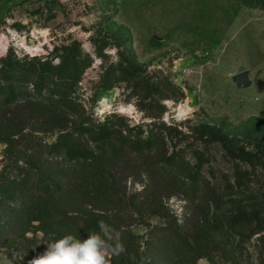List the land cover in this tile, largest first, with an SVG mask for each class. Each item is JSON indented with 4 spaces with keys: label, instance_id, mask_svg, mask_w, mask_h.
<instances>
[{
    "label": "rangeland",
    "instance_id": "1",
    "mask_svg": "<svg viewBox=\"0 0 264 264\" xmlns=\"http://www.w3.org/2000/svg\"><path fill=\"white\" fill-rule=\"evenodd\" d=\"M118 2L0 0V79L35 83L45 69L55 104L73 108L23 98L0 109V195L33 180L22 154L52 161L46 146L81 117L97 154L84 168L54 159L71 177L59 211L100 213L132 235L111 264H264V11ZM152 164L166 177L151 179ZM194 175L209 189L188 200ZM39 215L2 199L0 264L43 251Z\"/></svg>",
    "mask_w": 264,
    "mask_h": 264
},
{
    "label": "trees",
    "instance_id": "2",
    "mask_svg": "<svg viewBox=\"0 0 264 264\" xmlns=\"http://www.w3.org/2000/svg\"><path fill=\"white\" fill-rule=\"evenodd\" d=\"M119 0H112L119 3ZM126 1V0H122ZM243 6L248 9L264 11V0H241ZM45 69H42L35 77L36 82L32 83L24 75L6 74L0 79V109H7L16 105L21 99L29 98L37 101H48L50 105L59 106L63 109L73 111L72 106L62 97H59V104H55L58 98L57 91L47 87L44 77ZM32 87V93L28 88ZM79 122L71 131L60 134L57 141L46 146V152L54 159L63 158V163L75 164L84 168V163L91 162L96 156L97 151L87 140L88 131L81 122ZM1 123V121H0ZM4 130L0 129L3 133ZM103 140L109 139L108 133L103 134ZM30 167L33 180L14 187L0 195V209L2 208V199H6L9 206H17L19 202L24 206L33 208L40 212L39 221L44 227V232L55 234L60 237L64 234H73L79 237L86 235L89 231H98L97 221H107L108 218L100 213L91 212L86 218L72 217L59 211L61 206L60 197L70 186V175L63 163H55V160L45 161L40 156L24 153L21 156ZM147 173L153 180L166 177V172L154 164L147 166ZM114 181V180H113ZM186 199L198 198L204 190L209 189V182L197 175L191 177V183L184 188ZM160 207L165 211L164 217L169 218L168 210L161 202ZM174 224L177 225V219L173 217ZM116 229V228H115ZM122 234V239L132 237L129 232L116 229ZM1 235V230H0Z\"/></svg>",
    "mask_w": 264,
    "mask_h": 264
},
{
    "label": "clouds",
    "instance_id": "3",
    "mask_svg": "<svg viewBox=\"0 0 264 264\" xmlns=\"http://www.w3.org/2000/svg\"><path fill=\"white\" fill-rule=\"evenodd\" d=\"M97 227L98 231H89L82 238L49 234L43 251L27 264H111L113 258L126 253L122 234L104 220L97 221Z\"/></svg>",
    "mask_w": 264,
    "mask_h": 264
},
{
    "label": "crops",
    "instance_id": "4",
    "mask_svg": "<svg viewBox=\"0 0 264 264\" xmlns=\"http://www.w3.org/2000/svg\"><path fill=\"white\" fill-rule=\"evenodd\" d=\"M126 25H127V27L131 28L132 31H133V27H132V26H130L129 24H126ZM133 33H134V31H133ZM134 34H135V33H134Z\"/></svg>",
    "mask_w": 264,
    "mask_h": 264
},
{
    "label": "water",
    "instance_id": "5",
    "mask_svg": "<svg viewBox=\"0 0 264 264\" xmlns=\"http://www.w3.org/2000/svg\"><path fill=\"white\" fill-rule=\"evenodd\" d=\"M238 82H239V84H244L245 83L243 80H239Z\"/></svg>",
    "mask_w": 264,
    "mask_h": 264
},
{
    "label": "bare ground",
    "instance_id": "6",
    "mask_svg": "<svg viewBox=\"0 0 264 264\" xmlns=\"http://www.w3.org/2000/svg\"><path fill=\"white\" fill-rule=\"evenodd\" d=\"M122 112H125V110H122Z\"/></svg>",
    "mask_w": 264,
    "mask_h": 264
}]
</instances>
